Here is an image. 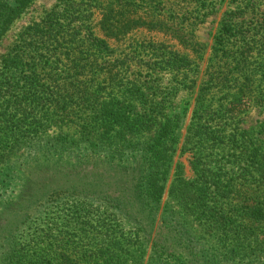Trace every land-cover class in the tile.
I'll return each instance as SVG.
<instances>
[{"label": "rangeland", "instance_id": "obj_1", "mask_svg": "<svg viewBox=\"0 0 264 264\" xmlns=\"http://www.w3.org/2000/svg\"><path fill=\"white\" fill-rule=\"evenodd\" d=\"M102 1H26L0 35V65L20 41L25 28L41 20L53 7L67 10L75 4V22L85 23L81 33L86 35L92 28L102 37L103 31L97 24L101 17L98 6ZM105 1L121 9L114 17H120L121 24L125 25L119 40L115 41L112 35L106 36L109 47H113L111 52H106L112 56L122 52L125 58L122 61L119 58L117 63L110 59V63L100 66L103 82L99 88L109 102L105 109L111 113L106 117L110 122L105 125L104 135L87 140L75 116L65 118L61 127L46 122L45 115L61 109L44 107L41 103L45 100L39 107L31 104L19 112H15L13 103L3 102L0 108V264H11L14 255L38 242V233L55 235L57 228L65 229L61 223L72 214L67 207L79 203L92 211L93 223L99 217L110 215L115 237L121 242L126 241L125 237H134L133 252L137 253V246L139 249L136 264H184L185 257L192 254H196L195 257L209 252L223 255L231 245V238L227 237L222 243L209 237L201 204L213 196L217 176L221 175L224 182V178L242 172L230 168L226 162L233 160V153L238 150L224 140L234 127L251 133L264 124V97H253L246 110L240 107L230 113H222V109L217 113L219 105H227L230 99L235 101L237 97H225L210 87L209 79L213 81L218 77V65L229 60L226 54L214 53L213 37L228 14L231 16L227 20L238 25L234 30L245 28L251 36L257 30L254 25L264 13V0ZM84 3L91 4L92 13L81 10ZM208 15L213 17L205 22L204 17ZM135 21L143 25L136 26L139 24ZM241 24L244 25L240 27ZM224 37L227 39L226 33ZM254 53L256 55V51ZM257 58L248 60L259 61ZM63 61H67L64 56ZM95 69L88 65L81 71L96 83L99 79L93 74ZM51 73L54 71L50 67L43 68V81L47 83ZM238 75L240 81L243 76L262 81L264 67L241 76L237 72L227 74L229 77ZM112 96L119 101L112 100ZM77 102L79 106L73 101L62 105L67 107L66 111L79 113L85 107ZM240 117L242 120L236 124ZM202 127H206L207 132H202ZM54 145L68 146L58 166H86L92 171L94 180L88 182L75 169L65 167L62 171L72 172L66 183L74 184L71 193L55 194L30 218L17 211L14 216L8 214L6 220L2 211L11 208L15 192L11 186L4 185V170L32 151ZM12 146L14 151L9 153ZM7 153L9 157L5 159ZM41 166L44 172H54L51 174L54 185L66 187L62 177L56 176L59 171L52 168L53 164ZM188 192L193 193L194 199L188 198ZM136 233L139 234L136 236ZM43 241L49 243V240L41 243ZM180 241L189 243L188 247L181 249ZM98 245V253L103 254L105 246ZM197 245L205 247L204 251ZM233 253L236 259L241 256L254 258L247 247Z\"/></svg>", "mask_w": 264, "mask_h": 264}, {"label": "trees", "instance_id": "obj_2", "mask_svg": "<svg viewBox=\"0 0 264 264\" xmlns=\"http://www.w3.org/2000/svg\"><path fill=\"white\" fill-rule=\"evenodd\" d=\"M26 1L28 0H0V35ZM84 4L85 7L81 10L92 13L91 4ZM113 4L103 0L102 4H99L101 6H98L101 17L97 24L103 31L102 37L92 28L86 35L81 33L85 23L75 22L77 18L73 17L76 12L75 4L67 10L53 7L41 20L26 27L20 41L13 46L0 65V99H2L0 108L4 103H13L15 112L23 110L24 106L31 107V104L36 107L41 104L48 108L53 106L54 110L56 108L61 111L52 110V113L45 115L46 122L61 127L65 118L75 116V121L79 120L81 132L87 140L101 138L105 133L106 123L110 122L106 117L111 113L105 109V105L109 102L102 95V88H99L103 82L100 80V66L104 62L110 63V59L117 63L119 58L120 60L125 58V53L121 55L122 52L114 56L106 52H111L113 48L109 47L106 36L112 35L117 41L124 33L123 27H125L121 24L120 17H114L121 9L117 10ZM230 16L228 14V17L222 20L221 27L213 37L214 53H220L221 56L226 54L229 60L218 65V77H215L217 79L212 81L210 78L209 81L210 87L216 88L225 97H237V99L235 101L230 99L227 105H219L217 113L221 109L222 113H230L240 107L246 110L252 103L253 97H264V80L257 81L243 76V81H240L239 75L227 76L232 72H237L241 76L256 68L264 67V13L260 16V22L254 25L257 30L251 36L248 34L249 30L245 28L234 30L238 25L227 20ZM135 22L139 24L136 26L143 25V22ZM243 25L241 24L240 27ZM225 33L227 39L224 37ZM257 34L260 36L254 38L253 36ZM255 51L256 55H254ZM63 56L67 60L66 63L63 61ZM253 57H258L256 60L259 61L248 60ZM61 63L64 64L63 67H59ZM231 63L234 65L231 66ZM88 65L92 70L96 67L93 72L96 79H99L96 82L98 84L96 89H93L95 80H88L86 73L83 74L84 71H81ZM45 67H50V70L54 71L47 78V83L43 81L42 75V69ZM42 100H45L44 103H41ZM77 100L81 107H85L79 113L73 112L74 110L66 111L67 107H63L70 101H73L75 106H79ZM112 100L119 101L114 96ZM151 119L152 116L149 115V120ZM136 120L138 124L139 119ZM241 120L242 117L238 118L236 124ZM202 130L207 132L206 127H202ZM1 136L0 133V140ZM224 143L232 144L237 148L238 153H233L234 159L226 162L230 168L235 167L242 172L224 178V182L221 175L217 176L214 179L217 185L213 188V196L202 201L201 212H203L204 224L209 230V237H215V240L222 243L227 241V237L231 238V245L223 255L217 256L215 252H209L195 257L196 254H192L185 257L184 264H264V124H260L251 133L234 127L229 131ZM67 147L54 145L43 150H34L22 161L4 170L3 183L5 186H11L15 192L14 200L9 205L14 209L7 208L6 212L2 211V214H6V220L8 214L14 216L17 211H20L22 216L30 218L44 201H51L55 194L71 193L74 184L66 185V183L69 181L67 177L71 176L72 172L62 171L65 167L75 169L88 182L94 180L91 178L92 171L86 166L80 168L74 167L73 164L58 166L59 158ZM13 151L12 146L9 153ZM9 153L5 159H8ZM45 163L53 164L52 168L59 171L56 176L62 177L66 187L54 185V177L51 175L54 172H44L41 164ZM224 175L227 176V172H224ZM141 183L145 184L146 181ZM192 196L193 193L188 192V198L194 199ZM190 199L188 200L192 202ZM67 208L72 214L61 223L65 229L57 228L55 235L48 232L38 233V242L34 245L30 244L26 250L14 255L11 264H136L139 262L138 246L137 253L133 252L134 237H125L126 241L122 242L115 237L110 215L99 217L97 222L93 223L92 211L83 204L70 205ZM126 209L130 210L129 207ZM138 234L136 233V236ZM44 239L49 240V243L46 244L44 241L41 243ZM98 243L105 246L107 252L99 254ZM188 244L180 241L181 249L188 247ZM245 247L250 250V255L254 258L250 259L248 256L234 258L233 252L239 253ZM204 249L205 247L202 248L203 251Z\"/></svg>", "mask_w": 264, "mask_h": 264}, {"label": "crops", "instance_id": "obj_3", "mask_svg": "<svg viewBox=\"0 0 264 264\" xmlns=\"http://www.w3.org/2000/svg\"><path fill=\"white\" fill-rule=\"evenodd\" d=\"M209 17H210V19H211V18L213 17V15H208V16H205V17H204V19H205V22H207V20H208L207 18H209ZM205 22H204V23H205Z\"/></svg>", "mask_w": 264, "mask_h": 264}]
</instances>
